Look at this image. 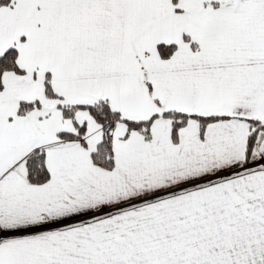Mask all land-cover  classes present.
I'll use <instances>...</instances> for the list:
<instances>
[{
	"label": "snow or ice",
	"instance_id": "obj_1",
	"mask_svg": "<svg viewBox=\"0 0 264 264\" xmlns=\"http://www.w3.org/2000/svg\"><path fill=\"white\" fill-rule=\"evenodd\" d=\"M0 264H264V0H0Z\"/></svg>",
	"mask_w": 264,
	"mask_h": 264
}]
</instances>
